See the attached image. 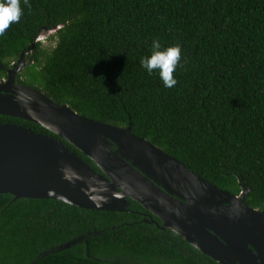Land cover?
<instances>
[{"label": "trees", "instance_id": "16d2710c", "mask_svg": "<svg viewBox=\"0 0 264 264\" xmlns=\"http://www.w3.org/2000/svg\"><path fill=\"white\" fill-rule=\"evenodd\" d=\"M0 36V81L21 53L16 83L78 115L130 125L219 190L264 210V0H29ZM55 46L39 37L54 29ZM180 45L178 83L141 66L152 41ZM60 140L46 129L0 115ZM61 142L98 168L65 141ZM132 212L90 211L0 194V264H217L170 230ZM148 217V216H147ZM153 220L159 222L157 219ZM72 246L50 253L73 240Z\"/></svg>", "mask_w": 264, "mask_h": 264}, {"label": "water", "instance_id": "95a60500", "mask_svg": "<svg viewBox=\"0 0 264 264\" xmlns=\"http://www.w3.org/2000/svg\"><path fill=\"white\" fill-rule=\"evenodd\" d=\"M27 52L0 81V115L36 124L60 140L0 124V194L11 195L13 201L50 199L105 212H129L127 207L135 202L161 225L151 217L144 223L170 230L217 264H264V210L245 205L246 189L238 195L219 190L133 135L130 125L116 127L82 117L40 91L17 84Z\"/></svg>", "mask_w": 264, "mask_h": 264}, {"label": "clouds", "instance_id": "9594fccd", "mask_svg": "<svg viewBox=\"0 0 264 264\" xmlns=\"http://www.w3.org/2000/svg\"><path fill=\"white\" fill-rule=\"evenodd\" d=\"M23 4L31 8L29 0H23ZM22 16L21 0H0V36H4L12 24L19 23ZM181 61L180 45L162 49L160 40L156 39L152 41L150 56L141 60V66L149 75L158 72L163 86L170 89L178 83L174 73L178 67L183 68Z\"/></svg>", "mask_w": 264, "mask_h": 264}, {"label": "rangeland", "instance_id": "374dc122", "mask_svg": "<svg viewBox=\"0 0 264 264\" xmlns=\"http://www.w3.org/2000/svg\"><path fill=\"white\" fill-rule=\"evenodd\" d=\"M54 34H55L54 32H50V33L43 32L41 34V36L39 37V43H40L41 47L47 52H50L53 49V47L55 46ZM26 63L27 62H25L24 66L20 69L19 73L17 74V75H20L21 80H23V76L21 73L24 70ZM15 80H16V78H15ZM129 264H135V263L131 262Z\"/></svg>", "mask_w": 264, "mask_h": 264}, {"label": "flooded vegetation", "instance_id": "af4514ba", "mask_svg": "<svg viewBox=\"0 0 264 264\" xmlns=\"http://www.w3.org/2000/svg\"><path fill=\"white\" fill-rule=\"evenodd\" d=\"M85 162V161H84ZM88 164V163H87ZM90 166V165H89ZM91 167V166H90ZM92 168V167H91ZM93 169V168H92ZM96 172V171H95ZM98 173V172H97ZM127 209L129 210V212H132L131 211V204L127 207ZM146 211V210H145ZM147 212V211H146ZM148 214H145V213H141V215L143 216V220H149V218L151 217L152 219L153 218H155V219H157L156 217H153V216H151L150 215V213L149 212H147ZM148 216V217H147ZM158 221H159V219H157ZM153 221H155V220H153ZM155 223H157V225H161V223H160V221L159 222H157V221H155ZM154 225V224H153ZM158 228V227H157ZM160 230V229H159ZM166 230V229H165Z\"/></svg>", "mask_w": 264, "mask_h": 264}]
</instances>
